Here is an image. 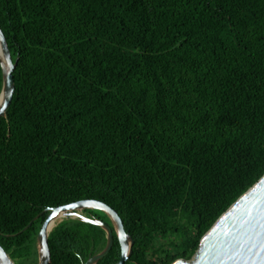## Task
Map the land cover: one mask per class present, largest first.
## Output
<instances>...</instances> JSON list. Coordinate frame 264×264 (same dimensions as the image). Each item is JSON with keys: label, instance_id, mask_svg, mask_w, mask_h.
<instances>
[{"label": "trees", "instance_id": "obj_1", "mask_svg": "<svg viewBox=\"0 0 264 264\" xmlns=\"http://www.w3.org/2000/svg\"><path fill=\"white\" fill-rule=\"evenodd\" d=\"M0 30L14 63L0 246L14 264L37 263L46 208L81 199L120 217L123 264L189 260L264 174V0H0ZM104 245L100 227L63 219L48 264ZM119 253L113 233L96 264Z\"/></svg>", "mask_w": 264, "mask_h": 264}, {"label": "water", "instance_id": "obj_2", "mask_svg": "<svg viewBox=\"0 0 264 264\" xmlns=\"http://www.w3.org/2000/svg\"><path fill=\"white\" fill-rule=\"evenodd\" d=\"M0 116L7 109L14 88V63L0 30ZM83 209L103 212L110 226L98 218L82 214ZM48 211L36 235V264H48L47 235L56 226L49 225L58 219H79L100 227L105 233V245L82 264H96L111 248L113 233L120 253L115 264H123L130 256L133 239L124 231L118 214L110 206L95 199H81L46 208ZM30 224V222H29ZM0 264H14L0 246ZM171 264H264V174L239 196L201 237L197 250L189 260L177 259Z\"/></svg>", "mask_w": 264, "mask_h": 264}, {"label": "bare ground", "instance_id": "obj_3", "mask_svg": "<svg viewBox=\"0 0 264 264\" xmlns=\"http://www.w3.org/2000/svg\"><path fill=\"white\" fill-rule=\"evenodd\" d=\"M61 219L55 220L53 221L50 225H49V229L53 226H55L56 224H58L60 222Z\"/></svg>", "mask_w": 264, "mask_h": 264}]
</instances>
